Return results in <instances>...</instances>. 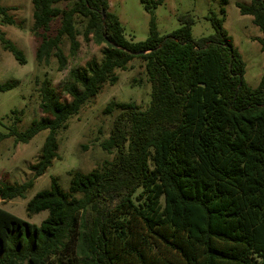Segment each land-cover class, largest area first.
Here are the masks:
<instances>
[{
    "label": "trees",
    "instance_id": "16d2710c",
    "mask_svg": "<svg viewBox=\"0 0 264 264\" xmlns=\"http://www.w3.org/2000/svg\"><path fill=\"white\" fill-rule=\"evenodd\" d=\"M140 2L151 12L163 0ZM31 3L37 66L53 58L63 71V40L74 55L78 37L103 45L102 59L71 73L63 87L69 101L59 99L47 74L35 79L42 116L23 132L10 127L0 140L25 144L40 131L48 134L28 167L33 178L1 184L0 203L24 198L56 157V132L133 58L144 64L150 98L145 109L108 104L107 113H118L100 148L114 152L113 160L76 172L67 192L51 179L26 203L28 217L47 211L39 226L0 207V264H264V74L255 88L244 82L224 10L208 18L213 33L198 40L191 37V17L183 16L167 36L157 34L151 19L148 37L132 42L108 0ZM236 7L261 32L264 56V0ZM0 18L13 24L2 7ZM0 43L25 63L2 32ZM13 87L0 84V92Z\"/></svg>",
    "mask_w": 264,
    "mask_h": 264
},
{
    "label": "rangeland",
    "instance_id": "374dc122",
    "mask_svg": "<svg viewBox=\"0 0 264 264\" xmlns=\"http://www.w3.org/2000/svg\"><path fill=\"white\" fill-rule=\"evenodd\" d=\"M155 1V0H152ZM224 1V2H222ZM251 0H163L151 12L144 9L140 0H108L109 11L117 16L127 40L144 41L149 35L150 21L159 36H167L180 27L179 18L191 17V37L198 40L211 35L213 29L208 18L215 14L220 17L224 10L223 28L231 37L233 47L245 64L243 80L250 88L259 84L264 74V56L260 50L261 32L252 23L251 16L241 15L237 3L249 5ZM0 7L6 9L12 19V25L1 22L0 32L23 55L24 64H19L0 43V84L15 83V87L0 92V134H6L10 127L18 132L25 131L32 121L42 115L39 110L38 86L35 79L42 80L44 75L50 80L61 101H69L63 87L72 82L71 73L83 67L86 62L102 59L103 45L78 37L80 46L74 55L70 54L69 43L63 40L61 48L67 58L63 71L58 72L55 59L51 58L47 66H37L35 49L40 39L31 33L33 25V7L31 0H0ZM56 25L52 30L55 32ZM113 83H104L97 94L88 99L79 112L70 117L66 128L56 132V157L46 171L33 181V186L24 195L7 202L0 207L12 215L39 226L47 217V211L27 216L26 203L38 192L47 190L51 179L67 192L70 181L76 172L87 173L102 169L105 162L112 161L115 153H106L100 143L107 139L114 117L118 111L113 108L105 111L110 103L133 102L141 109L149 103L150 85L144 72V64L139 58L128 62L126 69L115 70ZM16 113V114H15ZM16 115L20 117L16 121ZM48 131L43 130L25 144L15 143L13 137L0 140V185L22 184L33 178L28 169L39 155Z\"/></svg>",
    "mask_w": 264,
    "mask_h": 264
},
{
    "label": "water",
    "instance_id": "95a60500",
    "mask_svg": "<svg viewBox=\"0 0 264 264\" xmlns=\"http://www.w3.org/2000/svg\"><path fill=\"white\" fill-rule=\"evenodd\" d=\"M119 48V47H118ZM121 50H124V49H122V48H120ZM143 53V52H142ZM133 54V53H132Z\"/></svg>",
    "mask_w": 264,
    "mask_h": 264
}]
</instances>
